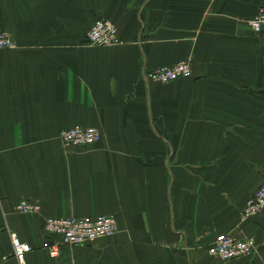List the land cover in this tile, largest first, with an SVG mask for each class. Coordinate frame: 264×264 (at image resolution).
<instances>
[{
  "label": "crops",
  "instance_id": "obj_1",
  "mask_svg": "<svg viewBox=\"0 0 264 264\" xmlns=\"http://www.w3.org/2000/svg\"><path fill=\"white\" fill-rule=\"evenodd\" d=\"M264 0H0V264H264V211L239 221L264 180ZM97 19L119 44L95 47ZM185 61L167 84L146 72ZM94 127L92 146L58 134ZM38 205L23 214L20 201ZM113 215L118 232L43 248L45 217ZM219 234L252 237L251 258L207 254Z\"/></svg>",
  "mask_w": 264,
  "mask_h": 264
},
{
  "label": "built area",
  "instance_id": "obj_2",
  "mask_svg": "<svg viewBox=\"0 0 264 264\" xmlns=\"http://www.w3.org/2000/svg\"><path fill=\"white\" fill-rule=\"evenodd\" d=\"M248 26L256 34L264 33V7L258 8L256 14L248 21ZM85 42L95 47H111L119 44L117 30L113 23L106 19H97L85 33ZM15 46L9 35L0 30V50L12 49ZM191 68L185 61L170 66H162L145 73L148 81L167 84L180 78L190 76ZM64 147L92 146L101 139V133L94 127L75 125L58 134ZM16 211L23 214H35L39 207L28 201H20ZM264 211V180L247 199L239 221L245 222L259 216ZM116 218L113 215H97L94 217H45L43 231L46 239L43 248L51 257H57L60 246L79 248L91 245L96 241L114 236L118 232ZM13 256L18 264H25V255L33 251V247L21 242L15 234H10ZM257 244L252 237L238 238L230 234H219L207 248V254L222 262L240 258H251L255 255Z\"/></svg>",
  "mask_w": 264,
  "mask_h": 264
},
{
  "label": "rangeland",
  "instance_id": "obj_3",
  "mask_svg": "<svg viewBox=\"0 0 264 264\" xmlns=\"http://www.w3.org/2000/svg\"><path fill=\"white\" fill-rule=\"evenodd\" d=\"M73 127V126H72ZM71 128V127H70ZM60 142V141H59ZM220 261V260H219Z\"/></svg>",
  "mask_w": 264,
  "mask_h": 264
}]
</instances>
